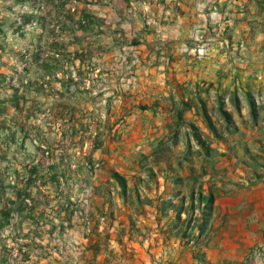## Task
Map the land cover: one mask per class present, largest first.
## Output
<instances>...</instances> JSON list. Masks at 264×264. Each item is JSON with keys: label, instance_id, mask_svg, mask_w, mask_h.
Returning a JSON list of instances; mask_svg holds the SVG:
<instances>
[{"label": "rangeland", "instance_id": "rangeland-1", "mask_svg": "<svg viewBox=\"0 0 264 264\" xmlns=\"http://www.w3.org/2000/svg\"><path fill=\"white\" fill-rule=\"evenodd\" d=\"M176 1L0 0V264H264L221 234L264 178L262 95L161 118L142 94L166 8L219 4Z\"/></svg>", "mask_w": 264, "mask_h": 264}, {"label": "crops", "instance_id": "crops-1", "mask_svg": "<svg viewBox=\"0 0 264 264\" xmlns=\"http://www.w3.org/2000/svg\"><path fill=\"white\" fill-rule=\"evenodd\" d=\"M176 3L183 5L181 0ZM218 3L215 10H209L208 18L204 17L202 11L192 13L193 7H182L188 10L185 15L170 7L165 10L169 15L168 21L163 24L155 23L160 32V41L156 44L157 51H154L151 59L155 63L151 82L155 85L150 91L143 86L141 91L146 96L152 95L158 117L165 114L168 108L170 111L166 116L172 114L176 117L178 112L186 109L191 115L192 111L196 113L197 107L207 99L228 93L234 94L240 86V90L244 89L253 100H258L259 95L264 98V0H261L259 7L255 5L256 0H218ZM224 7L225 12L230 15L228 18L221 17ZM190 13L191 17L188 16ZM257 14L262 17L254 16ZM189 18L194 20L192 25L185 23ZM254 18L259 20L258 24ZM204 21L210 24L216 22L219 26L212 34H206V29H195L197 26H203ZM225 31L226 35H229L220 36ZM198 34L213 39L201 44L204 47L203 55L194 51L197 48L195 46L200 45L185 40ZM228 37L230 39H227ZM234 52L245 56L247 64H238L232 56ZM259 109H264V106H258ZM258 119L254 124L264 126L263 110ZM245 199L247 211L241 214V217L240 214L234 215L227 225L229 231L224 229V232H221L230 239L228 243L232 247L234 245V248L240 242L244 246L245 242L249 246L264 243V178L248 187ZM232 205L240 206V202H232ZM215 253L212 248L210 254Z\"/></svg>", "mask_w": 264, "mask_h": 264}, {"label": "trees", "instance_id": "trees-1", "mask_svg": "<svg viewBox=\"0 0 264 264\" xmlns=\"http://www.w3.org/2000/svg\"><path fill=\"white\" fill-rule=\"evenodd\" d=\"M246 258H247V256L245 257V260H246ZM205 258H203V257H201L200 259H199V261L201 262V263H205ZM244 263V261H241V262H239L238 264H243Z\"/></svg>", "mask_w": 264, "mask_h": 264}, {"label": "built area", "instance_id": "built-area-1", "mask_svg": "<svg viewBox=\"0 0 264 264\" xmlns=\"http://www.w3.org/2000/svg\"><path fill=\"white\" fill-rule=\"evenodd\" d=\"M235 55V53H233ZM238 59L240 60V62L244 61V57H238Z\"/></svg>", "mask_w": 264, "mask_h": 264}]
</instances>
